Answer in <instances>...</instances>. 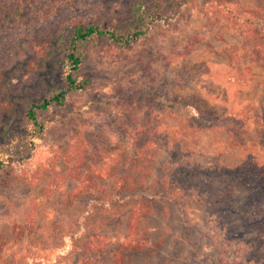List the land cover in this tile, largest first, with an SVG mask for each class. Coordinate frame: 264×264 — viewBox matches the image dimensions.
I'll return each instance as SVG.
<instances>
[{"label":"rangeland","instance_id":"374dc122","mask_svg":"<svg viewBox=\"0 0 264 264\" xmlns=\"http://www.w3.org/2000/svg\"><path fill=\"white\" fill-rule=\"evenodd\" d=\"M54 1L0 0V158L16 157L0 169V264H113L135 217L149 242L126 264H264V122L244 128L245 144L211 128L223 109L264 111L249 29L224 11L263 15L264 0H188L176 20L130 46L90 45L86 88L43 113L46 133L32 142L25 109L63 84L61 67L36 45L80 19L133 23L136 0H60L50 14ZM245 73L247 83L238 81ZM143 127L155 135L135 164ZM76 136L91 184L70 178L64 161ZM51 160L55 173L31 178ZM130 177L136 186L118 184ZM103 237L100 257L91 243Z\"/></svg>","mask_w":264,"mask_h":264},{"label":"trees","instance_id":"16d2710c","mask_svg":"<svg viewBox=\"0 0 264 264\" xmlns=\"http://www.w3.org/2000/svg\"><path fill=\"white\" fill-rule=\"evenodd\" d=\"M187 3L188 0H136L130 11L133 23H127L124 26H111L100 23L96 18L80 19L74 21L71 25L57 29L48 42L37 44L36 48L46 54L48 61L53 66L58 65L61 67L63 84L62 86L54 85L53 89L41 101L33 102L25 109L23 118L24 136L32 142L40 141L47 130L46 122L41 115L52 109L64 107L72 94L86 88V83L81 79V72L90 45L106 40L119 46H130L147 35L155 24L176 20ZM60 4V0L54 1L49 13L54 14L60 8ZM21 8L18 7L14 12L17 18L22 12ZM224 11L226 17L233 23L249 29L245 33L247 38L246 52L254 64H258L264 69V41L256 36V34L264 33V14L256 15L253 12H240L227 8H224ZM246 73L240 75L237 80L247 83ZM220 112L216 115V123L211 124V128L213 130H228L230 136L242 144L246 143L244 128L258 122H264V111H258L249 105L236 111L223 109ZM139 132L140 134L135 137V159L133 161L135 164L143 159V155L150 148L155 135L153 131L146 127H143ZM15 158L13 154L0 158V169L14 163ZM64 161L69 165L70 178L86 179L85 184H91L93 178L89 176L91 173L88 167V152L83 138L76 136L72 139ZM118 166L119 164L116 165V168ZM131 171L132 168L129 169V174ZM55 172L56 165L51 160L45 167L38 166L31 178L37 180L45 173ZM131 178H120L118 184L123 187L136 186V183H131ZM64 180L65 178L63 180L53 179L51 182L52 187L46 193L47 197L52 196L61 187ZM141 211L145 212L144 209ZM139 224V219L135 217L130 226L131 235L126 238L122 248L115 252L113 264H126L129 257L126 255L140 252L148 244L149 241L146 238L140 237ZM96 240L99 245L95 246V242L91 244L94 246L93 248H96L94 250H97L98 254L101 255L100 257H103L107 253L108 238L103 237Z\"/></svg>","mask_w":264,"mask_h":264}]
</instances>
